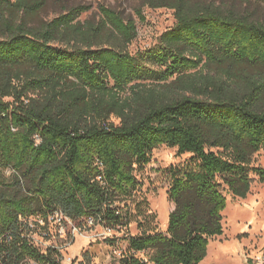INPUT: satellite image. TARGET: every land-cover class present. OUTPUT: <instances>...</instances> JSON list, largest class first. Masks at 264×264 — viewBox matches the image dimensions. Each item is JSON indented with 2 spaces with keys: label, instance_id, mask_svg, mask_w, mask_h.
Returning a JSON list of instances; mask_svg holds the SVG:
<instances>
[{
  "label": "trees",
  "instance_id": "1",
  "mask_svg": "<svg viewBox=\"0 0 264 264\" xmlns=\"http://www.w3.org/2000/svg\"><path fill=\"white\" fill-rule=\"evenodd\" d=\"M48 2L0 0V264H64L61 246L33 238L49 240L57 214L113 229L105 241L128 242L119 264H200L224 234L225 193L264 183V21L205 0H144L176 23L132 53L133 19L102 5L99 21L77 20L79 5L37 21ZM162 145L191 154L170 167L167 230L117 236L136 171Z\"/></svg>",
  "mask_w": 264,
  "mask_h": 264
},
{
  "label": "rangeland",
  "instance_id": "2",
  "mask_svg": "<svg viewBox=\"0 0 264 264\" xmlns=\"http://www.w3.org/2000/svg\"><path fill=\"white\" fill-rule=\"evenodd\" d=\"M205 1L235 9L252 19L264 21L263 3L254 0ZM79 5L89 6V9L82 12L77 20L99 21L102 5L115 9L127 19H133L137 25L138 35L129 47L132 53L156 44L160 36L176 23L173 9L150 8L144 4V0H49L36 20H51L66 13L71 7ZM112 120L115 123L120 121L116 117ZM190 156V153L179 154L176 147L167 145L154 150L151 161L136 171L139 186L135 201H128L132 218L128 229L117 230V236L124 232L137 235L149 228L167 230L169 215L175 209V203L169 195L172 181L170 167L178 165L184 168ZM255 158L257 164L264 165V149L257 153ZM252 178L251 189L246 197H235L232 193H225L228 204L223 212L224 234L211 241L208 255L200 264H263L264 183L255 175ZM148 213H154L156 219L145 223V214ZM70 227V224H67L64 232L59 223L54 221L50 224L52 236L49 240L42 238L38 232L33 234V238L42 246L52 243L61 246L64 264H119L121 250L127 248L128 242L120 240L116 245H111L105 241L106 237L115 233L114 230L107 234L105 227L100 225L92 228L77 226L76 231Z\"/></svg>",
  "mask_w": 264,
  "mask_h": 264
},
{
  "label": "built area",
  "instance_id": "3",
  "mask_svg": "<svg viewBox=\"0 0 264 264\" xmlns=\"http://www.w3.org/2000/svg\"><path fill=\"white\" fill-rule=\"evenodd\" d=\"M55 221H57L58 223H59V225H60V228L62 227V229H63V231L65 232V230H66V228H65V226L67 225V224H70V226L73 228V231H76L78 228H77V225H75V223L74 222H72L70 219H68V218H63V216H61L60 214H57V216L55 217ZM39 222H40V224H42V225H44V220H42V219H40L39 220ZM94 223H95V221H94V219L93 218H89L88 219V224L89 225H94ZM70 227V228H71ZM105 230H106V233L108 234V233H112V231H113V229H111V228H105ZM45 234V233H44ZM44 234L43 235H40L42 238H45V236H44ZM46 239V238H45ZM46 246V245H45ZM63 259H64V257H63ZM263 264H264V262H263Z\"/></svg>",
  "mask_w": 264,
  "mask_h": 264
}]
</instances>
